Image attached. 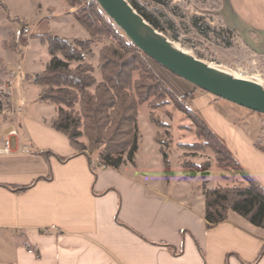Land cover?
Masks as SVG:
<instances>
[{
	"label": "crops",
	"instance_id": "0c3cea01",
	"mask_svg": "<svg viewBox=\"0 0 264 264\" xmlns=\"http://www.w3.org/2000/svg\"><path fill=\"white\" fill-rule=\"evenodd\" d=\"M9 1L0 0V35H10L11 44L16 33ZM25 1L36 10L30 19L16 16L27 25L22 26L27 42L31 32L40 40L45 34L91 37L67 0H52L44 14L37 13L42 9L37 0ZM220 16L234 34L264 54V0H221ZM51 24L74 34H54ZM25 27L30 28L27 35ZM158 66L160 77L177 92L189 93L190 109L264 187V114ZM45 68L27 74L28 89L14 98L16 118L0 127V135L19 132L11 137V153L0 154V264H264L262 228L236 212L207 227L204 185H215L207 178L186 177L173 162L167 176L155 128L145 150L148 157L141 159L138 142L133 159L119 168L101 167L98 156L73 146L53 127L58 105L42 101L41 87L29 78ZM7 75L0 74V84ZM2 108L0 99V119Z\"/></svg>",
	"mask_w": 264,
	"mask_h": 264
},
{
	"label": "trees",
	"instance_id": "16d2710c",
	"mask_svg": "<svg viewBox=\"0 0 264 264\" xmlns=\"http://www.w3.org/2000/svg\"><path fill=\"white\" fill-rule=\"evenodd\" d=\"M67 1L72 6L79 4V0ZM130 1L150 23L167 33L169 27L157 13L138 0ZM78 15L91 37L104 43L97 65L89 60L97 56L92 39L48 35L43 42L51 59L44 71L29 78L41 87L42 101L58 105L53 127L65 133L80 152L98 156L99 166L119 168L126 160H132L138 149L140 105L148 103L155 109L166 102L172 91L153 70L149 57L120 32L98 3L79 8ZM104 39L111 42L105 43ZM191 112L208 145L216 151L220 166L238 170L247 180L246 184L236 186L204 185L207 227L228 220L230 213L236 212L264 230V187L234 159L209 126ZM84 136L88 144L81 141ZM158 137L159 134L157 140ZM161 151L168 176L171 161L163 146ZM210 165L195 164L203 173ZM92 167L97 171L93 162Z\"/></svg>",
	"mask_w": 264,
	"mask_h": 264
},
{
	"label": "rangeland",
	"instance_id": "374dc122",
	"mask_svg": "<svg viewBox=\"0 0 264 264\" xmlns=\"http://www.w3.org/2000/svg\"><path fill=\"white\" fill-rule=\"evenodd\" d=\"M138 1L161 17L169 27L166 34L179 42L186 50L215 66L230 69L238 74L242 71L254 74L264 82V54L257 53L224 24L220 16L221 0ZM9 2L11 4V19L14 21L11 26L16 33V39L8 44L11 41L10 35L6 36L3 33L0 35V62L6 60V63H9L7 66H0L2 69L0 74H8V77L12 71L19 73V77L13 85L15 98L17 93L21 95L29 87V82L26 83L27 74L42 70L49 61L48 47L43 39L50 34L42 35L40 40L39 37H32L31 32V37L27 42V38L23 36L22 27L27 25H23L22 21L36 13V10L32 8V3L29 5L30 2L25 0H11ZM37 2L42 5V9L37 10L38 14L40 10L44 14V7L49 3L53 4L52 0H37ZM85 5L88 4L79 0V4L76 6L77 15L79 8ZM0 9L2 15L4 9L1 7ZM5 13L7 16L8 12L5 11ZM16 16H19L22 21L18 20ZM37 18L31 19V21L33 22ZM107 18L111 20L108 16ZM50 30L54 34L66 36H73L72 34H74L73 29H63L52 24ZM89 38L94 41L93 49L98 54L104 45L103 41ZM104 42L110 43L111 40L104 39ZM89 60L94 63L97 61L95 58H89ZM149 63L157 73L156 69H159V64L151 58H149ZM98 75L100 76L99 72ZM157 75L160 77L158 73ZM161 79L163 80V78ZM164 83L172 91L166 97V102L155 109H152L148 103L140 105L139 108L137 141L140 143L141 159L148 157L145 150L152 141L154 132L151 128L153 127L156 129L155 137L157 139L159 134L157 141H160V145L168 152L170 161L174 163L175 168L183 171L186 177L207 178L210 185L215 186L246 184L247 180L238 170L225 169L220 166L216 151L208 145V140L202 135V128L191 114L192 110L187 104L186 93H179L165 81ZM81 141L88 144V139L85 136L81 138ZM205 163L211 165L209 170L204 173L195 166V164ZM157 165L158 163L155 162L154 171L156 172L159 171L158 167H160Z\"/></svg>",
	"mask_w": 264,
	"mask_h": 264
},
{
	"label": "water",
	"instance_id": "95a60500",
	"mask_svg": "<svg viewBox=\"0 0 264 264\" xmlns=\"http://www.w3.org/2000/svg\"><path fill=\"white\" fill-rule=\"evenodd\" d=\"M96 1L123 34L156 63L217 97L264 114V83L238 77L186 50L150 23L130 0Z\"/></svg>",
	"mask_w": 264,
	"mask_h": 264
},
{
	"label": "built area",
	"instance_id": "2783aa9c",
	"mask_svg": "<svg viewBox=\"0 0 264 264\" xmlns=\"http://www.w3.org/2000/svg\"><path fill=\"white\" fill-rule=\"evenodd\" d=\"M82 2L85 4L87 3L92 4L93 2H96V0H82ZM101 8V7H100ZM120 30V29H119ZM30 32L29 27L24 28V34L27 35ZM121 33H123L120 30ZM241 77H249V78H255L260 80L262 83H264L261 78L254 74H248L244 73L243 71L239 74ZM19 77V73L16 71H12L7 79L0 84V99L3 102V108L1 110V116L3 119H0V127L2 126L4 121H12L16 118V107L14 103V90L13 85L15 80ZM13 135H19V132L17 129H13L9 132L8 135H0V154H7L11 153L12 147H11V137ZM22 151L30 153L31 149L28 146H22Z\"/></svg>",
	"mask_w": 264,
	"mask_h": 264
},
{
	"label": "bare ground",
	"instance_id": "6f19581e",
	"mask_svg": "<svg viewBox=\"0 0 264 264\" xmlns=\"http://www.w3.org/2000/svg\"><path fill=\"white\" fill-rule=\"evenodd\" d=\"M234 74L236 75V76H238V77H241L238 73H236V72H234ZM260 81V80H259Z\"/></svg>",
	"mask_w": 264,
	"mask_h": 264
}]
</instances>
